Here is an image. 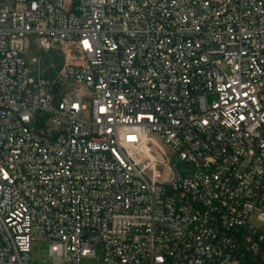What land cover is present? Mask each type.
Segmentation results:
<instances>
[{
	"label": "built area",
	"instance_id": "1",
	"mask_svg": "<svg viewBox=\"0 0 264 264\" xmlns=\"http://www.w3.org/2000/svg\"><path fill=\"white\" fill-rule=\"evenodd\" d=\"M40 238L48 264H264V0H0V264Z\"/></svg>",
	"mask_w": 264,
	"mask_h": 264
},
{
	"label": "rangeland",
	"instance_id": "2",
	"mask_svg": "<svg viewBox=\"0 0 264 264\" xmlns=\"http://www.w3.org/2000/svg\"><path fill=\"white\" fill-rule=\"evenodd\" d=\"M17 8L19 10H23L25 9V5L19 4ZM42 53H43V49L40 46L36 35L34 33H28L24 39V56L26 60V68L32 72L33 77H37L36 73L33 70V68L36 65L34 62V58ZM212 98H213V95H209V99L211 100ZM87 115L88 114L86 113L85 116ZM48 122L50 123L51 120H49ZM164 149L167 150L166 147H164ZM167 153L169 154L168 150H167ZM173 160L177 162L180 168L184 167L183 162L179 160L178 156H175ZM155 163H156V166L154 168H149V172L153 174V171L156 170V177L158 179H160L159 177L160 175L166 176V173H165V171H167L166 164L160 159H158V161ZM256 218H257V213H255V216H254V222L257 223ZM49 244H50V240L44 239V238L36 239L32 242L31 254H32V259L34 262L39 263V264H48L52 262L51 257L49 255ZM96 254H97V258H90L87 261L89 263H98L99 259L102 256V252L99 247H97Z\"/></svg>",
	"mask_w": 264,
	"mask_h": 264
}]
</instances>
